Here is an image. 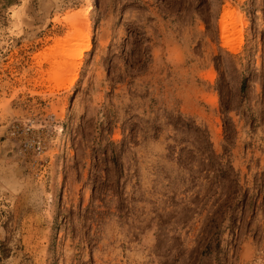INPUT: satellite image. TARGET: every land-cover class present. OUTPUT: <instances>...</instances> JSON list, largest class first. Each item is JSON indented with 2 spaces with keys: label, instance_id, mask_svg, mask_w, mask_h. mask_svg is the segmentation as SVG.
Returning <instances> with one entry per match:
<instances>
[{
  "label": "rangeland",
  "instance_id": "1",
  "mask_svg": "<svg viewBox=\"0 0 264 264\" xmlns=\"http://www.w3.org/2000/svg\"><path fill=\"white\" fill-rule=\"evenodd\" d=\"M0 241L264 264V0H0Z\"/></svg>",
  "mask_w": 264,
  "mask_h": 264
},
{
  "label": "bare ground",
  "instance_id": "2",
  "mask_svg": "<svg viewBox=\"0 0 264 264\" xmlns=\"http://www.w3.org/2000/svg\"><path fill=\"white\" fill-rule=\"evenodd\" d=\"M233 16H234L233 12L228 11V10H224V11H222V13H221V15L219 17L218 29H219V33H220V38L223 41L227 42V40H228V35L227 34L229 32V29H230L229 25L230 24L232 25V20H230V19ZM82 36H84V34L81 32V30L76 29L71 34H69V36H67L65 38H62V39H58L56 43H57L58 46H63L64 44L72 45V42L74 40H76V38H79V37H82ZM228 42H229V40H228ZM87 47H89L88 44L86 45L85 48H87Z\"/></svg>",
  "mask_w": 264,
  "mask_h": 264
},
{
  "label": "trees",
  "instance_id": "3",
  "mask_svg": "<svg viewBox=\"0 0 264 264\" xmlns=\"http://www.w3.org/2000/svg\"><path fill=\"white\" fill-rule=\"evenodd\" d=\"M8 254L9 249L6 246V241H0V260H2V258L8 257Z\"/></svg>",
  "mask_w": 264,
  "mask_h": 264
},
{
  "label": "built area",
  "instance_id": "4",
  "mask_svg": "<svg viewBox=\"0 0 264 264\" xmlns=\"http://www.w3.org/2000/svg\"><path fill=\"white\" fill-rule=\"evenodd\" d=\"M26 148V147H25ZM37 149H39L40 147L39 146H36Z\"/></svg>",
  "mask_w": 264,
  "mask_h": 264
}]
</instances>
